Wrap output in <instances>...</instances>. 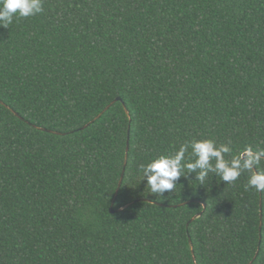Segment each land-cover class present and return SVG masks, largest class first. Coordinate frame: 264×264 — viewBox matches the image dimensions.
I'll return each instance as SVG.
<instances>
[{
  "label": "trees",
  "instance_id": "trees-1",
  "mask_svg": "<svg viewBox=\"0 0 264 264\" xmlns=\"http://www.w3.org/2000/svg\"><path fill=\"white\" fill-rule=\"evenodd\" d=\"M43 8L0 27V264H264L246 173L156 198L137 170L192 139L264 148V0Z\"/></svg>",
  "mask_w": 264,
  "mask_h": 264
},
{
  "label": "clouds",
  "instance_id": "clouds-1",
  "mask_svg": "<svg viewBox=\"0 0 264 264\" xmlns=\"http://www.w3.org/2000/svg\"><path fill=\"white\" fill-rule=\"evenodd\" d=\"M44 0H0V27L8 28L14 18H27L44 11ZM190 150V151H189ZM233 153L229 143H219L211 138L192 139L182 143L172 154H160L138 166L140 181L146 179L148 192L164 197L171 192L181 177L195 173V180L204 185L210 174L220 180L235 182L247 174L246 187L264 192V148L251 145ZM231 154L230 158H226Z\"/></svg>",
  "mask_w": 264,
  "mask_h": 264
},
{
  "label": "water",
  "instance_id": "water-1",
  "mask_svg": "<svg viewBox=\"0 0 264 264\" xmlns=\"http://www.w3.org/2000/svg\"><path fill=\"white\" fill-rule=\"evenodd\" d=\"M122 99L119 97V98H117L115 101H121ZM115 102H112L109 106H107V108L105 109V111H107L108 109H110V107L114 104ZM126 110H127V113L130 115V112H129V110L126 108ZM17 115H19L18 113H16ZM102 114L103 113H101V114H99L94 120H97V119H99L101 116H102ZM90 125V123L89 124H86L84 127H82L83 129H85L86 127H88ZM40 128V127H39ZM41 129H43V130H48V129H45V128H41ZM49 131H51V130H49ZM51 132H53V131H51ZM56 133H60V132H56ZM128 152H129V146H128V149H127V156H126V161H125V166L127 165V163H128ZM123 178H124V174L122 175V178H121V180H120V184H119V187H118V189H117V195H118V193H119V191H120V188H121V185H122V182H123ZM117 195H116V197H117ZM116 199V198H115ZM115 199H114V201H113V205H112V207H111V212L112 213H115L116 212V210L114 209V204H115ZM151 201L150 199H138V200H136V201H134V202H131V203H129V204H127V205H125L124 207H122V208H120L118 211H123V210H125V209H127V208H129L132 204H134V203H136V202H139V201ZM155 203H158V202H155ZM190 203V201H187V202H184V203H182V204H180V206H182V205H186V204H189ZM162 205H164V204H162ZM206 206V205H205ZM261 207H262V203H261ZM202 214H199V215H197V216H195L194 217V219H196V218H198V217H200ZM262 227H263V223H261V230H262ZM191 245H192V248H193V244L191 243ZM253 263V261L252 262H250L249 264H252Z\"/></svg>",
  "mask_w": 264,
  "mask_h": 264
}]
</instances>
